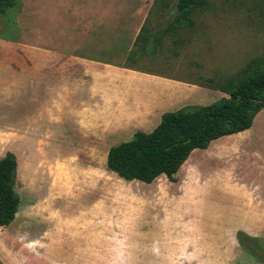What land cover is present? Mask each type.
Here are the masks:
<instances>
[{
    "label": "rangeland",
    "instance_id": "374dc122",
    "mask_svg": "<svg viewBox=\"0 0 264 264\" xmlns=\"http://www.w3.org/2000/svg\"><path fill=\"white\" fill-rule=\"evenodd\" d=\"M176 3L0 8V158L15 155L21 200L0 227V264H264L252 140L264 114L251 133L193 151L173 181L107 168L111 147L165 113L229 98L225 86L264 70V0H206L188 15ZM127 70L163 82L150 84L160 94L145 117L134 107L144 120L131 129Z\"/></svg>",
    "mask_w": 264,
    "mask_h": 264
},
{
    "label": "trees",
    "instance_id": "16d2710c",
    "mask_svg": "<svg viewBox=\"0 0 264 264\" xmlns=\"http://www.w3.org/2000/svg\"><path fill=\"white\" fill-rule=\"evenodd\" d=\"M10 2L0 0V8ZM204 4L206 0H177L176 7L180 14L188 15ZM223 90L229 98L194 110L165 113L152 132L138 131L130 141L111 147L107 153L108 170L125 181L151 184L161 176L173 181L193 151L250 129L264 109V70ZM16 176V157L7 153L0 158V227L10 225L20 207Z\"/></svg>",
    "mask_w": 264,
    "mask_h": 264
},
{
    "label": "crops",
    "instance_id": "0c3cea01",
    "mask_svg": "<svg viewBox=\"0 0 264 264\" xmlns=\"http://www.w3.org/2000/svg\"><path fill=\"white\" fill-rule=\"evenodd\" d=\"M124 80L120 82V86L124 87V92L128 98V129L133 127H139L142 123L141 120H144L142 117H133L134 107L141 111V115H147L146 113L149 110V103L147 100L157 97L160 92L155 88H150V84H163L159 80L149 77L148 75H139L134 74L133 72H128L124 74ZM155 105V104H153ZM152 109V108H151ZM133 114V115H132ZM264 109L258 114L263 115ZM255 128V120L252 127L243 132L236 134L228 135L225 137H234L235 135L245 133H251V130ZM258 135H253L252 140L255 144H258L255 151V179L253 183V190L256 193L254 196L258 198H264V127L261 128V132ZM244 134V135H245ZM258 136V137H257ZM251 140V138H250Z\"/></svg>",
    "mask_w": 264,
    "mask_h": 264
}]
</instances>
